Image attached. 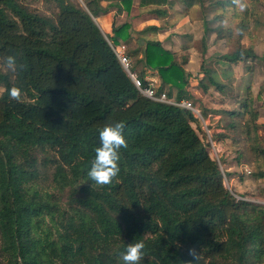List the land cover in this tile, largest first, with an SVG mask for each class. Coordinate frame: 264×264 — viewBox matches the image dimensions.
I'll use <instances>...</instances> for the list:
<instances>
[{
    "label": "trees",
    "instance_id": "1",
    "mask_svg": "<svg viewBox=\"0 0 264 264\" xmlns=\"http://www.w3.org/2000/svg\"><path fill=\"white\" fill-rule=\"evenodd\" d=\"M40 1L54 12L0 0V264H124L127 244L141 240L139 264H264V204L225 185L206 131L204 140L193 127L201 126L199 118L141 95L112 47L126 45L130 71L143 88L150 70L160 81L157 92L172 98L175 91L177 102H193L185 58L178 61L160 42L139 37L154 27L135 32L125 23L111 36L103 34L94 21L107 12L99 0H84V7ZM167 3L140 0L141 6ZM235 5L209 0L214 14L204 31L236 46L218 61L247 70L257 59L243 44L251 36L248 10L231 15L239 20L234 28L223 23ZM10 55L16 57L14 71L5 64ZM199 75L202 93L212 92L226 106L210 111L220 115L224 132L209 139L231 140L237 162L263 177L256 103L264 86L254 98L250 87L241 91L229 78L219 81L205 59ZM13 88L20 89L18 100L10 96ZM196 103L205 120L208 110ZM120 121L127 141L120 172L111 184L96 185L87 173L99 132ZM190 249L198 253L195 259Z\"/></svg>",
    "mask_w": 264,
    "mask_h": 264
},
{
    "label": "crops",
    "instance_id": "2",
    "mask_svg": "<svg viewBox=\"0 0 264 264\" xmlns=\"http://www.w3.org/2000/svg\"><path fill=\"white\" fill-rule=\"evenodd\" d=\"M84 1V0H82ZM167 4L162 5H140V0H131L125 4L123 0H99V6L105 8L107 12L99 15L94 19L97 26L103 34L111 36L114 27L128 23L135 32H140L148 27H154L156 30L147 31L139 37L144 41H158L165 50L175 55L178 61H183V55L186 56L185 63L182 64L184 70L191 75L190 82L186 87L187 91L193 96L194 102L201 101L204 109L208 110L204 123L212 134L224 132L220 122V115L213 114L211 110H220L221 104L216 105L213 100L208 97V94H203L201 89L197 87L198 80L195 79L199 75L202 59H206L205 54L200 56L197 52V43L205 35V22L209 21L211 13L205 12L204 7H207L209 0H167ZM161 9L165 13L161 16L151 14L150 11ZM204 37V44L207 38ZM210 41H214V33H209ZM141 41V45L144 43ZM123 42H121L122 44ZM135 45V40L131 42ZM125 45V44H124ZM126 46V45H125ZM129 46V45H128ZM127 49V47H126ZM142 55L139 54L138 58ZM129 58V57H128ZM208 58V57H207ZM210 58V57H209ZM201 59V60H200ZM132 61V58H129ZM219 62V69L214 71L215 77L221 82H226L229 78L234 85V88L241 90L244 87H250L254 98L257 97L260 85L263 83V74L252 67V69L242 70L240 65L232 70L228 69L225 63ZM221 63V65H220ZM250 63H247V65ZM251 63V65H253ZM191 67V68H190ZM144 79L147 82H154L157 88L160 81L155 72L146 70ZM219 80V81H220ZM260 97H263L260 95ZM172 98H175L173 91ZM258 108L259 118L258 123L264 129V103L260 102ZM259 145L264 147V137L261 139L259 132ZM214 150H216L215 158L220 159L222 170L226 173V181L229 189L234 190L239 194H250L253 196L251 201L264 204V176L255 178L246 171H253V166L246 162H237L235 153L232 150L231 140L214 141ZM262 171H264V157L260 159ZM258 196V197H257Z\"/></svg>",
    "mask_w": 264,
    "mask_h": 264
},
{
    "label": "rangeland",
    "instance_id": "3",
    "mask_svg": "<svg viewBox=\"0 0 264 264\" xmlns=\"http://www.w3.org/2000/svg\"><path fill=\"white\" fill-rule=\"evenodd\" d=\"M71 1L79 4L81 7H84V3H83L82 0H71ZM24 2L30 7L37 8L40 12H42L44 14H51L52 12H54V6H52L50 4H44L40 0H24ZM204 8H205L204 10H206L205 12H209L212 15L214 14V10L213 9H210L209 7H204ZM244 8H246L248 10L249 25H250V29H251L250 35L251 36L249 38L243 39V44H244V46L251 45L253 47V49H254L255 54L257 55V59L254 61V64L251 65V63H253V62H251L250 64L247 65V68L248 69H252V67H253V68H255L258 71L259 74L262 73L264 75V0H236L235 7L234 8L231 7L229 9V11L226 13V17L223 20V23H224L225 27L234 28L235 24L239 20L238 19H236V20L232 19L231 15L235 11L241 12ZM211 18H212V16L210 17V19ZM209 35L210 34L208 33L206 41H205V44H204V48L206 50L205 66H206V68H209V69H211L213 71H217L219 69V62L217 60L218 55L225 54V53H231V52H233L235 50L236 46L231 41L217 40L215 34H214V37H215L214 41H210ZM196 47H197L196 48L197 52H198V54L200 56L199 52L202 51V44L200 43V41L197 43ZM183 58H186V56L183 55ZM200 58H201V56H200ZM220 65H221V63H220ZM241 69L244 70V67L242 66ZM263 78H264V76H263ZM263 86H264V79H263V83L260 85V89ZM2 90L3 89L0 88V93L2 92ZM241 91H242V89H241ZM252 95H253V93H252ZM261 95L263 97H260V99L256 103L257 111H258V108L260 107L259 106L260 102L262 104L264 103V92L261 93ZM214 96L215 95H212V92L208 93V97L211 99V101L213 100V103H215L216 105H219V102H217L216 100L213 99ZM193 103H194V105H198L194 101H193ZM221 106H222L221 108H225L226 107L223 104ZM259 114L260 113L258 112V118H259ZM262 116H264V114H262ZM199 120L201 122V126H198V127L197 126H193V127L197 128L199 134L205 140L206 137H204L202 132H203V130L206 131V128H205V126L203 124V121L201 119H199ZM261 126H262V124H261ZM259 132H260L261 139H263L262 137H264V129L261 128L259 130ZM207 135H208V138H207L208 142L211 144L209 136H211L213 134L210 132V130H208ZM209 149H210L211 157L215 158V153L212 151L211 147ZM224 182H225V185L229 188V186L227 184V181H226V178L224 179Z\"/></svg>",
    "mask_w": 264,
    "mask_h": 264
},
{
    "label": "clouds",
    "instance_id": "4",
    "mask_svg": "<svg viewBox=\"0 0 264 264\" xmlns=\"http://www.w3.org/2000/svg\"><path fill=\"white\" fill-rule=\"evenodd\" d=\"M5 64L10 70H16L17 62L15 56H7ZM13 99H19L20 89L13 88L10 92ZM125 124L120 122L108 123L99 132L100 146L95 149V158L91 163L87 175L96 185H108L118 176L120 172L119 160L120 149L127 148L124 136ZM144 242H131L121 254L124 264H139L142 259ZM189 255L196 258L198 253L195 249L189 250Z\"/></svg>",
    "mask_w": 264,
    "mask_h": 264
},
{
    "label": "built area",
    "instance_id": "5",
    "mask_svg": "<svg viewBox=\"0 0 264 264\" xmlns=\"http://www.w3.org/2000/svg\"><path fill=\"white\" fill-rule=\"evenodd\" d=\"M112 47V46H111ZM115 55L117 56L120 64L122 65L123 69L127 72L129 77L131 78L132 82L134 83V86L137 88L139 93L143 95L144 97L151 99L156 102H165L169 104L176 105L178 107H182L186 110H189L195 117L199 118L202 120L199 111L195 107L194 103L188 100H181L177 102L175 98H168L167 94L165 91L163 92H157L156 87L154 85V82H148V86L142 87L141 81L138 78L137 74L135 72H131V62L129 58L126 55V46L124 44H120L116 47H112ZM203 121V120H202ZM203 124L206 128V132L208 133V129L203 121ZM211 141V140H210ZM210 147L214 153H216V150H214V145L213 142L211 141ZM246 173L249 175L251 172L246 171Z\"/></svg>",
    "mask_w": 264,
    "mask_h": 264
}]
</instances>
